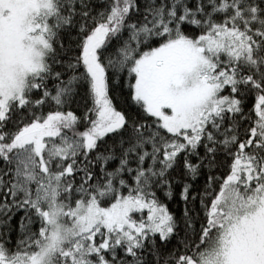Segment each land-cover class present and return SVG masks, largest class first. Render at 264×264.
<instances>
[{
  "label": "snow or ice",
  "instance_id": "1",
  "mask_svg": "<svg viewBox=\"0 0 264 264\" xmlns=\"http://www.w3.org/2000/svg\"><path fill=\"white\" fill-rule=\"evenodd\" d=\"M0 264H264V0H0Z\"/></svg>",
  "mask_w": 264,
  "mask_h": 264
}]
</instances>
